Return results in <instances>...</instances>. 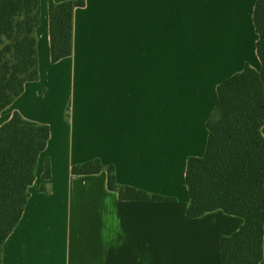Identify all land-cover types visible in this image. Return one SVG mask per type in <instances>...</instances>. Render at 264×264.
Masks as SVG:
<instances>
[{
    "label": "crops",
    "instance_id": "0c3cea01",
    "mask_svg": "<svg viewBox=\"0 0 264 264\" xmlns=\"http://www.w3.org/2000/svg\"><path fill=\"white\" fill-rule=\"evenodd\" d=\"M51 1L74 0H40L39 79L0 113V126L19 112L50 127L2 264H221V237L244 220L187 217V162L206 152L218 85L262 67L257 0H86L73 53L56 63ZM92 159L113 165L119 184L172 199L121 200L106 170L72 173Z\"/></svg>",
    "mask_w": 264,
    "mask_h": 264
},
{
    "label": "trees",
    "instance_id": "16d2710c",
    "mask_svg": "<svg viewBox=\"0 0 264 264\" xmlns=\"http://www.w3.org/2000/svg\"><path fill=\"white\" fill-rule=\"evenodd\" d=\"M86 0L49 3L53 63L73 53L74 11ZM40 0H0V113L22 94L25 83L39 79L36 29ZM260 70L246 64L217 87V101L207 121L206 152L190 157L186 185L188 218L215 210L243 218L241 227L221 237V264H260L264 256V0H257ZM50 127L15 112L0 126V264L3 245L20 221L36 178L39 155ZM107 171V185L121 200H169L116 180L115 167L100 159L75 164L73 174ZM44 179L51 177L47 161ZM41 189L46 191V186Z\"/></svg>",
    "mask_w": 264,
    "mask_h": 264
}]
</instances>
